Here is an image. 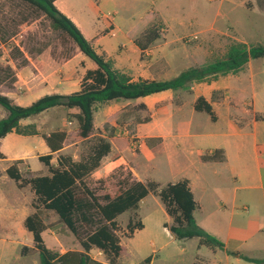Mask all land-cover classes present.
I'll use <instances>...</instances> for the list:
<instances>
[{
    "label": "crops",
    "instance_id": "1",
    "mask_svg": "<svg viewBox=\"0 0 264 264\" xmlns=\"http://www.w3.org/2000/svg\"><path fill=\"white\" fill-rule=\"evenodd\" d=\"M245 1L248 0H220L219 12L210 18L198 15L169 18L157 10L158 17L154 18L150 9L156 0H55L54 6L76 26L95 52L111 62L114 70L132 80L166 81L187 68L223 57L232 43L247 44L251 37H258V22H264V13H258L259 21H254L255 14L247 13ZM137 2L148 4L149 8L137 14ZM191 26L197 30L190 33ZM151 27L158 29L159 38L141 52L134 41ZM186 35L197 38H189V45H185L180 41ZM86 60L83 75L96 68ZM261 60L264 58L249 60L236 74L219 76L209 83L192 84L185 89L131 101L110 102L94 114V121L99 112L105 117L110 125L107 133L131 127L138 147L134 153L132 141L123 148L111 142L116 151L110 147L89 177L107 175L121 168L128 169L133 181L143 184L153 182L163 186L187 180L197 203L193 212L196 224L225 248L221 251L199 246L196 238L176 240L163 226L171 222L163 204L158 197L148 194L136 211L143 228L125 239L144 235L131 249L132 259L124 264H141L147 257L149 264H238L242 260L226 251L239 252L252 259H259L254 255L264 256V120L256 119V116L264 117ZM28 68L31 67L17 70L11 87L0 83V94L18 106H28L45 95H69L80 89L78 84V89L70 90L73 84L63 78L53 85L54 92L42 94L40 86H30ZM29 97L33 100L27 104L15 102ZM200 97L210 106L214 120L207 113L195 110V102ZM140 105L144 108L140 109ZM121 111H126V115L117 126L113 116ZM5 116L0 108V119ZM136 117L148 120L136 122ZM25 121L32 123L24 120L21 124ZM105 128L103 125L102 132L106 134ZM100 136L105 138L102 133ZM63 149L53 154L54 160L58 154L62 155ZM47 154L49 149L41 134H7L0 139V180L11 184L5 170L16 163L20 171L25 160L28 169L35 172L30 169L29 161H38V156ZM110 155L116 158L111 161ZM52 160L51 165L55 166ZM42 168L46 167L42 164L37 171ZM45 175H49L48 171L33 176ZM34 212L30 199L24 198L20 191H0V232L4 233L0 235V245L7 251L1 259L3 264H9L8 251L17 236L32 241L24 220ZM72 250L78 249L56 252L63 254ZM96 251L99 257L92 256L91 250L87 255L99 264H108ZM32 264H39L37 257ZM118 264H123L122 254Z\"/></svg>",
    "mask_w": 264,
    "mask_h": 264
},
{
    "label": "trees",
    "instance_id": "2",
    "mask_svg": "<svg viewBox=\"0 0 264 264\" xmlns=\"http://www.w3.org/2000/svg\"><path fill=\"white\" fill-rule=\"evenodd\" d=\"M18 1L42 14L52 30L64 33L79 52L96 66L94 70L85 72L79 91L69 95H45L28 106H18L0 94V108L6 113V116L0 119V139L11 132L22 136L38 135L34 123L22 125L21 121H32L56 109L63 110L65 120L75 124V137L78 141L84 142L93 138L85 158L74 161L70 156L58 154L55 158L56 165L53 166L51 165L53 154L63 148L67 133L59 129L41 134L49 154L38 156V161L47 168L49 175L24 178L16 163L5 170L6 176L15 183L16 188L28 186L33 194L31 207L35 212L24 220L25 229L32 235L33 248L22 247L20 253L24 255L30 251L36 252L39 264H99L87 255L90 250L96 249L108 264H118L122 247L117 235L119 227L116 218L125 212L136 213L140 201L148 194L158 197L163 204L166 214L171 219L170 224L165 223L163 226L176 240L196 238L199 246L225 251L223 243L196 224L193 212L197 209V203L193 199L187 180L163 186L153 182L146 184L127 182L113 196L109 194L96 196L88 188L85 179L99 167L102 158L109 153L111 142L118 145L117 140H112L110 135L105 138L95 137L94 114L110 102L131 101L163 91L185 89L192 84L209 83L219 76L236 74L249 60L264 58V44L232 43L223 57L199 67L187 68L170 80H132L128 75L114 70L109 60L95 52L76 26L57 10L54 6L55 0ZM158 38V29L151 27L135 39L134 43L143 52ZM139 108L144 107L140 105ZM194 108L196 111L207 113L214 120L211 108L203 98L196 100ZM125 115L126 111H121L113 116L115 125L120 126ZM256 119L264 120V117L256 116ZM147 120V117L135 118L136 122ZM130 175L127 173V176ZM40 209L53 212L60 223L77 237L79 251L72 250L59 254L45 246L41 233L46 226L37 213ZM78 221L93 225L92 230L83 238L78 235ZM142 228L139 219L134 220V217H130L126 225V238H131ZM226 253L246 262L264 263L262 260L243 256L239 252ZM149 263V257L141 262Z\"/></svg>",
    "mask_w": 264,
    "mask_h": 264
},
{
    "label": "rangeland",
    "instance_id": "3",
    "mask_svg": "<svg viewBox=\"0 0 264 264\" xmlns=\"http://www.w3.org/2000/svg\"><path fill=\"white\" fill-rule=\"evenodd\" d=\"M220 0H156L154 8L152 7L151 16L158 17V12L167 17H188V16H205L207 18L213 17L219 12ZM243 1V0H241ZM247 13H253L254 21H259L258 13H264V0H252L243 2ZM144 8H149L148 4L137 2V14H139ZM158 12H157V11ZM236 12V10H235ZM260 33L258 37H251L250 43L247 45H256V42L264 43V22H258ZM197 29L195 26H191L189 32H194ZM262 30V32H261ZM230 33V29H227ZM197 37V36H196ZM193 39V36L186 35L181 39V43L189 45L187 40ZM196 42V41H195ZM147 56H142L146 59ZM86 58L79 52L75 44L62 32L54 31L51 29L48 20L35 9L28 7L26 4L18 0H0V83H3L5 87H11L12 83L16 80L15 74L17 70H21V67L30 66L28 68L27 77L30 80V86L41 87L42 94L52 93L55 91V83L57 79L62 80L65 78L67 81H71L73 84L70 90L78 89V84L81 83V77L87 67ZM264 64V60H261ZM69 90V91H70ZM33 97L28 99H21L15 101L17 103L27 104L32 102ZM14 102V101H12ZM65 112L61 109L52 110L40 117L30 121L34 123L39 134H47L53 130H65L67 138L63 146V151L60 152L64 156H70L73 160L79 161L85 158L89 152L90 146L93 142V138L84 142H80L75 137V124L65 120ZM29 122V121H28ZM27 121L22 124H28ZM106 130V134L102 132V126ZM94 134L95 137L100 136L101 133L105 137L110 135L114 137L118 142V147L123 148L129 146L131 141H136V147L132 146L131 149L134 153H137V137L135 133L131 131V127L124 129L112 130V134L107 133L110 125L105 122V117L98 113L94 121ZM113 140V139H112ZM111 148L115 152V147L111 144ZM111 161L114 159L113 155L109 156ZM53 163L55 160H52ZM106 162V161H105ZM29 166L31 172L28 169V161L25 160V164L20 167L21 175L24 178H29L33 175L47 174L46 168L40 169L42 164L36 160H30ZM130 173L128 169L123 170L117 168L107 175H100L95 178L87 177L85 183L88 188L96 195L102 196L104 194H115L124 187L125 183L132 182V176H127ZM131 174V173H130ZM1 177V172H0ZM8 179V178H7ZM7 181V180H4ZM13 181L11 184L2 182L0 180V191H20L24 198H29L30 203L33 199V194L28 186L23 188H16ZM121 185V186H120ZM40 218L43 220L46 226L42 233L43 241L46 247L53 251L64 252L67 248H74L80 250L78 239L71 234L65 226L60 223L58 217L49 211L42 209L37 211ZM130 217H134V220L139 219L137 212H125L117 217V225L119 232L117 235L122 242V263L130 261L133 257L131 249L137 240L143 236V233L136 235L134 239H125L127 234L126 225ZM93 225H89L82 221L77 222V231L79 237H84ZM4 233L0 232V235ZM15 235H18L15 231ZM17 240L12 242L11 248L8 251L9 264H22L27 261L28 264H32V260L38 259L36 252L30 251L22 255L20 248L22 246L30 245L33 247V242L26 239L25 236L19 235ZM8 245V244H7ZM32 249V248H29ZM6 247L0 245V264L2 263L3 255L6 253ZM96 249L91 250V255H96ZM21 254V255H20ZM25 256V257H24ZM255 258H259L264 261V256L254 255ZM6 261V260H3ZM238 264H256L240 260ZM264 264V263H261Z\"/></svg>",
    "mask_w": 264,
    "mask_h": 264
},
{
    "label": "built area",
    "instance_id": "4",
    "mask_svg": "<svg viewBox=\"0 0 264 264\" xmlns=\"http://www.w3.org/2000/svg\"><path fill=\"white\" fill-rule=\"evenodd\" d=\"M197 37L196 36H193V39H196ZM132 146L136 147V141H132L131 142ZM137 147H138V143H137Z\"/></svg>",
    "mask_w": 264,
    "mask_h": 264
}]
</instances>
